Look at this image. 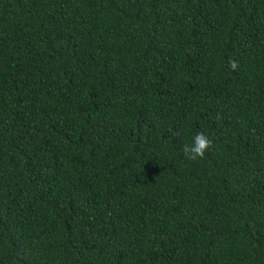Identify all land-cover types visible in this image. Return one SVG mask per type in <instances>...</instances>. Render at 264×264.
Returning <instances> with one entry per match:
<instances>
[{
	"label": "trees",
	"instance_id": "trees-1",
	"mask_svg": "<svg viewBox=\"0 0 264 264\" xmlns=\"http://www.w3.org/2000/svg\"><path fill=\"white\" fill-rule=\"evenodd\" d=\"M0 264H264V0H0Z\"/></svg>",
	"mask_w": 264,
	"mask_h": 264
},
{
	"label": "clouds",
	"instance_id": "clouds-1",
	"mask_svg": "<svg viewBox=\"0 0 264 264\" xmlns=\"http://www.w3.org/2000/svg\"><path fill=\"white\" fill-rule=\"evenodd\" d=\"M230 66L235 69L237 62L235 60H229ZM212 144V140L203 132H197L191 139L190 143H186L183 146V152L188 156L189 159H197L202 157L205 153L206 148Z\"/></svg>",
	"mask_w": 264,
	"mask_h": 264
}]
</instances>
